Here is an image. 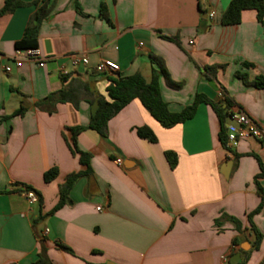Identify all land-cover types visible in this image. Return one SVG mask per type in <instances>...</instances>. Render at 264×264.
<instances>
[{
  "label": "crops",
  "instance_id": "obj_1",
  "mask_svg": "<svg viewBox=\"0 0 264 264\" xmlns=\"http://www.w3.org/2000/svg\"><path fill=\"white\" fill-rule=\"evenodd\" d=\"M50 2L37 32L41 66L23 61L16 67L12 58L36 7L0 14L1 64L11 66L9 72L0 67V264H33L41 250L51 264H235L242 251H249L244 264H264V205L251 218L261 234L256 249L247 219L260 202L254 179L261 171L257 157L264 165V144L240 138L227 152L218 117L204 101L191 118L166 128L135 98L107 121L106 136L80 132L76 145L90 153L88 173L49 213L66 175L86 168L67 144L70 127L89 122L94 106L86 98H107L109 76L140 73L149 80L151 66L158 68L151 55L177 83L159 76L170 111L196 94L222 102V87L232 101L227 110L241 109L264 131V88L234 76L240 71L250 81L264 74V14L258 21L255 9H244L239 23L222 25L230 0ZM162 35L176 36L179 45ZM74 54L87 63L73 64ZM102 60L115 62L118 71L98 73ZM208 65H219L215 79L206 76ZM67 84L79 89V101L49 111L42 100ZM20 106L22 113L14 114ZM142 125L156 141L137 135ZM165 151L176 154L172 168ZM51 167L57 175L44 181ZM256 180L264 191V175ZM26 185L38 191L40 206L26 199Z\"/></svg>",
  "mask_w": 264,
  "mask_h": 264
},
{
  "label": "trees",
  "instance_id": "obj_2",
  "mask_svg": "<svg viewBox=\"0 0 264 264\" xmlns=\"http://www.w3.org/2000/svg\"><path fill=\"white\" fill-rule=\"evenodd\" d=\"M32 4L36 7L35 11L30 16L28 23L24 29L23 35L20 39L15 41V49H25L30 47H36L37 45V32L38 27L42 20H44L50 10L52 2L49 0H34L32 2H25L24 0H4L2 7L0 8V14L10 13L17 7ZM255 9L256 18L258 21H262L264 14V0H230L227 7L221 13L220 23L222 25L237 24L240 22L241 11L244 9ZM200 9V6H199ZM162 38L171 40L179 45V41L176 36L170 37L162 35ZM151 62L157 64L158 68L151 66V73L149 80H146L140 73H134L131 75L121 76L116 75L115 77L109 76V84L106 87L107 98L102 96H91L86 98L93 106L91 111L89 122L87 125H77L70 127V138L67 141L68 147L72 154H78L79 162L83 164L86 168L77 172H71L66 175L64 182L59 185V199L56 205L49 211V213L54 212L60 208L68 195L70 188L73 186L74 182L81 176L88 173L89 169V157L90 153L83 152L77 148L76 136L85 129H91L99 133L101 136H106L107 134V121L114 116L119 110H121L127 103L131 100L137 98L141 104L147 109L150 115L157 120L163 127H171L177 123L183 122L191 118L195 112L196 106L200 101L207 102L214 112L216 113L219 120V132L218 138L225 150L227 152H232L231 146L228 144L226 139V124L228 121V108L231 105V99L228 97L225 90L220 87V92L223 96L222 102H214L200 94H196L192 103L185 106L178 112H172L169 110L167 103L163 100L160 88H159V76H164L166 83L170 86L177 85L172 81L168 75V72L164 68L162 60L151 55ZM244 66L252 67L253 64L249 62H244ZM219 65H208L204 66L203 70L209 79L216 78V71ZM235 77L240 78L244 83L251 84L257 88H264V74L260 73L255 75L250 81L247 80V75L240 71H235ZM66 76H64V79ZM82 88L88 91L86 84H81ZM80 91L77 87L71 84L65 85L63 88L49 93L42 102L48 103V110L51 111L52 107L56 103L61 102H72L76 104L79 101ZM38 106L41 103H37ZM23 107L20 106L19 109L14 114H20L23 111ZM136 133L139 137L148 139L149 141H156V136L152 130L146 125L138 126L136 128ZM169 166L172 168L175 166L177 157L176 154L171 151H165L164 153ZM260 166V172L258 176L264 175V165L261 163L257 157ZM57 175V168L51 167L43 173L44 181H50ZM254 179L257 186V191L260 195L259 204L247 214V219L250 224V228L254 233V240L252 242V248L256 249L259 247L261 234L254 227L252 223V216L259 212L264 205V191L259 185L258 181ZM24 189H32V187L26 185ZM34 190V189H32ZM37 194V202L40 206L41 197L38 191L34 190ZM235 220V219H234ZM238 224L237 220H235ZM233 243L236 239L232 240ZM61 248L67 249L66 246L60 245ZM249 256V251H242V259L235 264H244ZM33 264H51L48 258L45 256L44 251H40L37 254L36 260Z\"/></svg>",
  "mask_w": 264,
  "mask_h": 264
},
{
  "label": "built area",
  "instance_id": "obj_3",
  "mask_svg": "<svg viewBox=\"0 0 264 264\" xmlns=\"http://www.w3.org/2000/svg\"><path fill=\"white\" fill-rule=\"evenodd\" d=\"M209 16H212L211 12H209ZM189 42L191 43V41ZM12 58L16 67L21 66L23 61H34L37 65L41 66L43 65L45 59L37 47L16 49ZM71 60L73 64H77L79 62L84 64L87 63V57L84 55L74 54ZM0 67L5 72H9L11 70L10 65L1 64V58ZM118 69V65L110 60H102L95 65V70L98 73H104L106 75H112L117 72ZM61 73L66 75L68 74V71L66 69H61ZM227 118L226 139L231 147L236 145L238 139L248 137H253L264 144V131L244 111L241 109H230L228 111ZM117 161L119 162V160ZM23 194L30 203L37 201V194L32 189H24ZM220 264H224V259Z\"/></svg>",
  "mask_w": 264,
  "mask_h": 264
},
{
  "label": "water",
  "instance_id": "obj_4",
  "mask_svg": "<svg viewBox=\"0 0 264 264\" xmlns=\"http://www.w3.org/2000/svg\"><path fill=\"white\" fill-rule=\"evenodd\" d=\"M238 258H239V254L237 253V254L233 255L231 262L232 263L235 262L236 260H238Z\"/></svg>",
  "mask_w": 264,
  "mask_h": 264
}]
</instances>
